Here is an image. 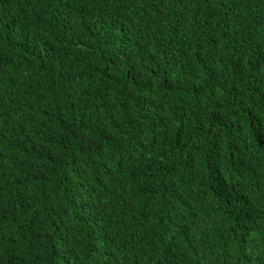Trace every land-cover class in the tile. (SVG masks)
I'll list each match as a JSON object with an SVG mask.
<instances>
[{"label": "trees", "instance_id": "16d2710c", "mask_svg": "<svg viewBox=\"0 0 264 264\" xmlns=\"http://www.w3.org/2000/svg\"><path fill=\"white\" fill-rule=\"evenodd\" d=\"M0 264H264V0H0Z\"/></svg>", "mask_w": 264, "mask_h": 264}, {"label": "snow or ice", "instance_id": "6c2138e0", "mask_svg": "<svg viewBox=\"0 0 264 264\" xmlns=\"http://www.w3.org/2000/svg\"><path fill=\"white\" fill-rule=\"evenodd\" d=\"M3 70V56L0 55V71Z\"/></svg>", "mask_w": 264, "mask_h": 264}]
</instances>
